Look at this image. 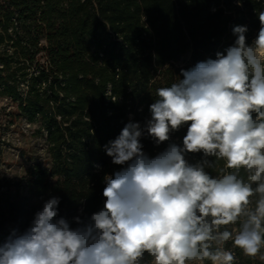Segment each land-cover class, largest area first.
Segmentation results:
<instances>
[{"label": "trees", "instance_id": "16d2710c", "mask_svg": "<svg viewBox=\"0 0 264 264\" xmlns=\"http://www.w3.org/2000/svg\"><path fill=\"white\" fill-rule=\"evenodd\" d=\"M260 11L264 0H0V98L15 105L8 114L38 125L50 160L18 179L0 175V243L51 197L73 227L101 210L104 177L121 167L105 145L129 122L143 127L156 90L183 79L181 69L233 45L235 26L247 27L250 43ZM186 132L171 142L182 146ZM141 143L149 156L168 146L147 135ZM236 255L237 264H264Z\"/></svg>", "mask_w": 264, "mask_h": 264}, {"label": "clouds", "instance_id": "9594fccd", "mask_svg": "<svg viewBox=\"0 0 264 264\" xmlns=\"http://www.w3.org/2000/svg\"><path fill=\"white\" fill-rule=\"evenodd\" d=\"M258 18L250 43L235 26L233 45L181 69L156 90L143 127L129 122L105 145L121 167L104 177L101 210L73 227L51 197L0 243V264H237V250L264 262V11ZM184 127L182 146L171 142ZM145 135L168 146L149 156Z\"/></svg>", "mask_w": 264, "mask_h": 264}, {"label": "rangeland", "instance_id": "374dc122", "mask_svg": "<svg viewBox=\"0 0 264 264\" xmlns=\"http://www.w3.org/2000/svg\"><path fill=\"white\" fill-rule=\"evenodd\" d=\"M15 105L7 98H0V175L18 179L31 165H48L45 135L38 125L24 117L8 114Z\"/></svg>", "mask_w": 264, "mask_h": 264}]
</instances>
